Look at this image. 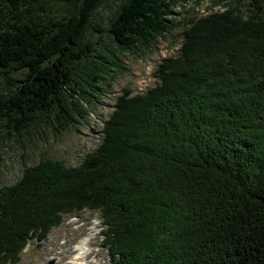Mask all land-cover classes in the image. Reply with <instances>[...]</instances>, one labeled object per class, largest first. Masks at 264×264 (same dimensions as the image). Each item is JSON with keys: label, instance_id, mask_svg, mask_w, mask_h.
<instances>
[{"label": "trees", "instance_id": "obj_1", "mask_svg": "<svg viewBox=\"0 0 264 264\" xmlns=\"http://www.w3.org/2000/svg\"><path fill=\"white\" fill-rule=\"evenodd\" d=\"M101 1L62 14L50 0H0V125L10 134L65 112L78 90L72 64L100 60L98 84L108 74L107 52L81 43ZM173 3L126 0L97 30L123 51L155 45L175 29ZM262 6L189 19L178 55L155 70L160 83L116 97L79 165L45 158L1 187L0 264H19L30 241L87 210L101 216L108 264H264ZM13 70L22 76H2Z\"/></svg>", "mask_w": 264, "mask_h": 264}, {"label": "rangeland", "instance_id": "obj_2", "mask_svg": "<svg viewBox=\"0 0 264 264\" xmlns=\"http://www.w3.org/2000/svg\"><path fill=\"white\" fill-rule=\"evenodd\" d=\"M56 11L65 14L74 13L79 6L78 0H50ZM126 0H102L101 5L90 16L88 27L85 28L81 43L94 44L95 55L106 53L103 60L109 67L104 73L101 83L99 79L100 60L96 65L92 61L72 64L75 68L72 101L64 108L65 112L55 116L43 117L35 126H32L21 138L10 134L3 125H0V188L15 184L21 177L25 167H33L42 159L62 161L66 167L79 165L86 153L95 150L101 143L102 124L106 121L116 102L125 89L133 94L144 93L160 83L155 70L160 58L178 55V46L182 43V31L188 28L189 19L205 17L213 12H223L227 7L237 6V0H175L173 6V25L169 38H162L146 48L121 50L111 43L108 32H99L97 29H106ZM251 0H243L239 7L247 14V7ZM264 9V0H261ZM236 5V6H235ZM95 67V68H94ZM91 68H94L90 71ZM95 74V75H93ZM2 75V74H1ZM12 78L22 76L21 71L13 70L9 74ZM67 96L68 100L69 99ZM84 99V100H82ZM67 101V100H65ZM72 103H75L72 104ZM2 124V123H1ZM93 227L92 238L84 256L86 264H108L109 256L103 248L101 237V216L97 212L82 211L77 215L62 217L61 224L48 234L45 242L30 241L24 249L19 264H65L71 255L66 252ZM82 241H87L82 239ZM74 254V252H73ZM78 253L74 257L78 256ZM73 257V258H74ZM57 260V261H56ZM72 258L70 259V262ZM68 262L67 264H71Z\"/></svg>", "mask_w": 264, "mask_h": 264}, {"label": "bare ground", "instance_id": "obj_3", "mask_svg": "<svg viewBox=\"0 0 264 264\" xmlns=\"http://www.w3.org/2000/svg\"><path fill=\"white\" fill-rule=\"evenodd\" d=\"M90 232L88 234H86L84 236L83 239H86L87 241H80L79 243H77L73 248L74 251L72 250V246L66 251L67 253L70 252L71 255L68 259L65 260V264H67L68 262H70V259L72 258V261L70 262L71 264H86V260L84 261V256H88L89 255V250L88 252L86 251V246H89V242L91 241L92 236V232H93V227H91ZM74 252V254H73ZM78 253L76 257L75 254ZM74 257V258H73ZM57 261V260H56Z\"/></svg>", "mask_w": 264, "mask_h": 264}]
</instances>
